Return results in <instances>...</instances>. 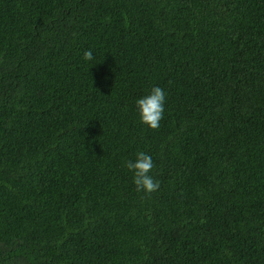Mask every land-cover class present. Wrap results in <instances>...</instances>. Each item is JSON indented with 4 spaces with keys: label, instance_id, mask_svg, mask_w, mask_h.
Returning <instances> with one entry per match:
<instances>
[{
    "label": "trees",
    "instance_id": "1",
    "mask_svg": "<svg viewBox=\"0 0 264 264\" xmlns=\"http://www.w3.org/2000/svg\"><path fill=\"white\" fill-rule=\"evenodd\" d=\"M0 264H264V0H0Z\"/></svg>",
    "mask_w": 264,
    "mask_h": 264
},
{
    "label": "clouds",
    "instance_id": "2",
    "mask_svg": "<svg viewBox=\"0 0 264 264\" xmlns=\"http://www.w3.org/2000/svg\"><path fill=\"white\" fill-rule=\"evenodd\" d=\"M83 59L86 61L93 60L92 50L85 51ZM165 99L166 94L159 86L153 87L150 94L137 99L136 105L141 122L152 129H158L160 121L163 119ZM125 167L133 172V183L138 192L143 191L150 194L159 188V181L150 175L154 167L151 155L140 151L136 154L134 161L129 160L125 163Z\"/></svg>",
    "mask_w": 264,
    "mask_h": 264
}]
</instances>
